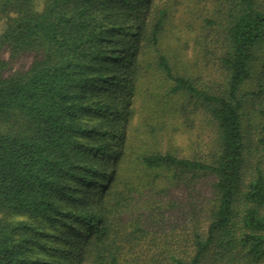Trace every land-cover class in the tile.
I'll list each match as a JSON object with an SVG mask.
<instances>
[{
	"label": "trees",
	"instance_id": "obj_1",
	"mask_svg": "<svg viewBox=\"0 0 264 264\" xmlns=\"http://www.w3.org/2000/svg\"><path fill=\"white\" fill-rule=\"evenodd\" d=\"M31 1L0 0V264H264V0Z\"/></svg>",
	"mask_w": 264,
	"mask_h": 264
},
{
	"label": "rangeland",
	"instance_id": "obj_2",
	"mask_svg": "<svg viewBox=\"0 0 264 264\" xmlns=\"http://www.w3.org/2000/svg\"><path fill=\"white\" fill-rule=\"evenodd\" d=\"M167 0H156V2H158L159 4H163L165 3ZM32 3V7L33 9L35 10H38V11H42L44 9V6H45V0H32L31 1ZM182 9V8H181ZM10 12H12V14H15L16 13V9L15 7H11L10 8ZM182 14L179 15L176 17L175 19V24H179L177 25L178 26V29L177 27L174 28L173 30H171L167 36L168 39H171L173 42H171L170 44L175 47V48H180L181 45L184 46V54L186 55V53H189L190 54V57L193 55V54H197L198 53V48L199 47H196L195 44H194V41L191 39V32H190V27H187V26H184L182 25V21L185 22V20H182L181 18ZM7 17L5 14L4 16H1L0 17V36L1 34L5 31V29L7 28ZM148 17V21L146 20L145 24L146 26L149 24L151 26V20H152V16H147ZM177 38H178V41H177ZM127 43L124 45L125 47H127V50H131L130 46H132L131 43L128 44L129 42V39L128 41H126ZM163 46H166V42H162ZM2 57L4 58L5 61L8 62L7 66H6V69L4 71L5 73V76H10L11 74H14L16 71H26L29 69V67L31 66V63L32 61L34 60V54L33 53H21L15 57H12L10 55V52L7 50V49H3V52H2ZM189 57V58H190ZM186 60V59H185ZM194 61V60H193ZM214 65V64H212ZM210 66L213 67V66ZM216 65V63H215ZM200 66V65H199ZM210 71V70H209ZM204 75L206 78H209L210 75H213V76H216V79L219 78L220 74H219V71L217 72L216 70H213L211 72H207L206 70L204 71ZM208 76V77H207ZM144 90V87L143 89H141V93H144L143 92ZM140 99H142V96L140 94ZM135 105V108H136V116H135V121L134 123H138V121L141 119L142 117V114H143V117L146 118L148 116V114H146L148 108L150 109L151 106H148L147 108H143L139 103V100L137 101ZM139 105H140V108H139ZM141 109V110H140ZM142 111V112H141ZM199 126V123L197 122L196 123V127L195 128H191V129H187L186 127H182V129H180L178 132L176 131L173 136L175 137V140H177V142L179 144H187L186 140L184 139L183 141L181 139L178 138L179 135H187L189 134V132H193V133H197V128ZM203 130V129H202ZM181 131V132H180ZM200 131V130H198ZM203 132L205 133V130H203ZM177 143V145H178ZM106 170L102 172V175L103 178L104 176L106 175ZM215 183V178L214 177H206L204 178L203 180H201L200 184H199V187L198 189L200 190L201 189V196H202V199H201V202H202V205H201V209H202V215L205 216V211L206 210V205H207V202L209 200V197L211 196V188L213 186V184ZM193 196H197V193H194ZM14 220H23V219H27V216L26 215H17V216H14L13 218ZM172 221H169L168 220V224L171 223ZM43 227H48V230L49 231H53L54 228L49 225V223H42L41 224ZM188 228L187 232L189 231V226L185 228V230ZM184 230V231H185ZM46 240V239H45ZM48 243H51V242H48ZM36 256H38L41 260L42 259H56V257L53 255V251H51V253L47 252L46 249H36L35 253H34Z\"/></svg>",
	"mask_w": 264,
	"mask_h": 264
}]
</instances>
